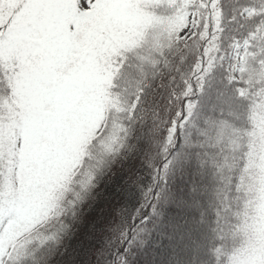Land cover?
I'll return each instance as SVG.
<instances>
[{
	"label": "snow or ice",
	"instance_id": "6c2138e0",
	"mask_svg": "<svg viewBox=\"0 0 264 264\" xmlns=\"http://www.w3.org/2000/svg\"><path fill=\"white\" fill-rule=\"evenodd\" d=\"M177 179L204 264H264V0H0V264H133Z\"/></svg>",
	"mask_w": 264,
	"mask_h": 264
},
{
	"label": "trees",
	"instance_id": "16d2710c",
	"mask_svg": "<svg viewBox=\"0 0 264 264\" xmlns=\"http://www.w3.org/2000/svg\"><path fill=\"white\" fill-rule=\"evenodd\" d=\"M117 46L131 44V40L114 38ZM115 173V175H114ZM125 175L121 174V165H115L112 172L106 174L94 192L96 200L87 201L81 209V214L92 219L96 216L97 210L101 207H119L127 202L129 205L135 204L139 193L134 188L133 193L127 196L124 191L117 188H126L124 185ZM203 183L207 184L205 180ZM173 190L178 198L184 203L168 207L163 217L155 222L153 232L148 243L140 247L135 252L133 264H204L211 261V231L210 225L213 222L212 211L208 208L207 198L201 194L197 198L189 195L190 184L187 179H177L173 185ZM194 202L203 205L205 216L201 222V210L193 206ZM102 227L97 224V231ZM73 237L65 241L66 244L75 246L79 233L83 228L79 222L72 224ZM103 242L102 237H98L95 246L99 248ZM92 264H95L96 257H90Z\"/></svg>",
	"mask_w": 264,
	"mask_h": 264
},
{
	"label": "rangeland",
	"instance_id": "374dc122",
	"mask_svg": "<svg viewBox=\"0 0 264 264\" xmlns=\"http://www.w3.org/2000/svg\"><path fill=\"white\" fill-rule=\"evenodd\" d=\"M115 38H118V39H123V40H129L127 37H115Z\"/></svg>",
	"mask_w": 264,
	"mask_h": 264
}]
</instances>
